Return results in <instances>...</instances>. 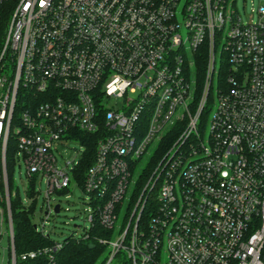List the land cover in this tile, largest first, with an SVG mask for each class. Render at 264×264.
I'll return each mask as SVG.
<instances>
[{"label": "built area", "instance_id": "built-area-1", "mask_svg": "<svg viewBox=\"0 0 264 264\" xmlns=\"http://www.w3.org/2000/svg\"><path fill=\"white\" fill-rule=\"evenodd\" d=\"M229 2L0 0V264L18 258L9 141L27 190L32 179L46 183L33 215L46 236L60 205L53 194L78 185L88 224L69 237L88 238L98 223L110 230L97 238L105 264H120V252L132 264H264V2L247 24L227 13ZM202 53L198 90L191 70ZM170 134L140 184L137 163ZM92 137L95 155L82 171ZM69 140L80 153L61 163L55 152ZM62 243L21 258H52Z\"/></svg>", "mask_w": 264, "mask_h": 264}, {"label": "trees", "instance_id": "trees-1", "mask_svg": "<svg viewBox=\"0 0 264 264\" xmlns=\"http://www.w3.org/2000/svg\"><path fill=\"white\" fill-rule=\"evenodd\" d=\"M199 59H198V58ZM195 63L192 67L191 74L196 78L197 89L200 90L202 81L201 77L205 71V54L195 55ZM226 65L220 67L219 73L225 72ZM220 74V75H221ZM81 137L87 138V135L83 132L78 133ZM173 135L170 134L162 142H160L159 147L156 148L154 154L149 158L147 164L141 175L139 176L138 182L142 184L146 176L150 173L151 168L156 163L160 154L170 143ZM92 139V140H91ZM90 139L89 146L86 150V157L81 164V169L84 171L93 161L95 155V139L92 137ZM10 143H8L7 148V174L9 178V189L12 192L15 190V184L13 182V161L14 153L10 148ZM2 170L1 158H0V173ZM29 196H33L34 200L29 204H25L18 188L15 196L11 198V209L14 222V242L15 251L18 256L17 264H105L107 260L108 248L106 245L98 241L100 236H109L111 231L105 229L99 225L91 230L88 238L81 237H68L63 240L62 246L52 252V258L49 257L47 253L37 254L33 258L22 259L21 255L28 253L30 251L43 250L44 248H50L53 246L55 240L51 237L42 234L37 231L34 226V210L37 203L36 195L37 183L35 179L30 181L29 189L27 190ZM62 192V191H61ZM146 216V214H144ZM120 264H132L131 260L128 259L125 253L119 254Z\"/></svg>", "mask_w": 264, "mask_h": 264}, {"label": "rangeland", "instance_id": "rangeland-1", "mask_svg": "<svg viewBox=\"0 0 264 264\" xmlns=\"http://www.w3.org/2000/svg\"><path fill=\"white\" fill-rule=\"evenodd\" d=\"M231 1L232 0H230L229 5L227 6V13H230L232 10H235L240 15V19L243 24L257 22L260 19L257 10L259 6L263 4L264 0H235V3L233 5L231 4ZM226 30L227 28L223 30L221 36L218 38L217 68L219 66V55L223 43L222 37L224 36ZM201 81H203V76L201 77ZM212 95L214 97V100L217 101L218 97L216 93V79L214 81V89ZM211 108L212 109L208 114L206 127L204 129L205 139L209 135L210 120L215 107L212 105ZM175 129H173L172 132L176 131ZM80 150H81V144L78 141L69 140L67 141L66 145L61 146L59 151H56L55 153L58 157V160L61 163H63L66 160L75 157L76 154L80 153L79 152ZM153 151L154 148L152 147L151 152L149 154L147 153L146 155H144L143 158L140 160V162L137 163L138 165L136 169L133 171V175H132L133 179L137 178L138 173L141 171V169L144 168ZM13 162H14L13 182L15 184V188H18L25 204L28 205L29 200L26 197V191H27V185L29 179L26 174L25 165L22 162H18L17 159L14 160ZM37 186L38 187L40 186L42 188V190L39 191L40 195L38 197L34 210V213L37 214V216H39L41 212L43 194L46 183L45 181H42L41 183L37 182ZM126 196H129V192L127 193ZM53 199L55 200V202L60 203L62 209L59 213L57 214L54 213L55 215H53L49 220L48 226L49 229H51V238L55 241H63L66 238H68L72 234V232H80V229H78L77 227L78 225L84 226L88 224V222L84 218L86 214L85 209H87L88 204L85 203V196L82 187L78 185L77 186L71 185L70 189L67 192L54 193ZM128 206H129V200L126 197L117 210L118 224L124 223L129 210ZM36 220L37 219L35 218L34 221ZM166 257H167V251L164 248L162 249L161 252L160 262L164 263ZM3 264H6V261H4Z\"/></svg>", "mask_w": 264, "mask_h": 264}, {"label": "water", "instance_id": "water-1", "mask_svg": "<svg viewBox=\"0 0 264 264\" xmlns=\"http://www.w3.org/2000/svg\"><path fill=\"white\" fill-rule=\"evenodd\" d=\"M54 211H55V213H59V212H60V205H59V204H57V205L55 206Z\"/></svg>", "mask_w": 264, "mask_h": 264}]
</instances>
